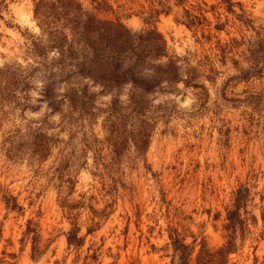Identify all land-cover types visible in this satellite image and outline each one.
<instances>
[{
  "label": "rangeland",
  "instance_id": "1",
  "mask_svg": "<svg viewBox=\"0 0 264 264\" xmlns=\"http://www.w3.org/2000/svg\"><path fill=\"white\" fill-rule=\"evenodd\" d=\"M84 29L181 79L130 102L77 72ZM170 231L192 264H264V0H0V264H171Z\"/></svg>",
  "mask_w": 264,
  "mask_h": 264
},
{
  "label": "trees",
  "instance_id": "2",
  "mask_svg": "<svg viewBox=\"0 0 264 264\" xmlns=\"http://www.w3.org/2000/svg\"><path fill=\"white\" fill-rule=\"evenodd\" d=\"M118 25L121 24L118 23ZM84 26L86 27V24ZM84 31L85 29L81 32L80 37L74 38L81 44V47L87 48L83 58L73 61L77 72L82 76L91 78L94 82L103 84L102 86L106 84L113 85V92L118 90V87H115V85L123 86L129 83L131 89L130 102L132 103L140 104L144 96L153 91L155 87H159L160 89L170 88V84L181 79L179 66L174 63L172 58L168 57L162 64L150 61L151 58L168 56L164 47L157 49V51L151 54V49L147 44H145L144 48L139 47V44L134 47L126 45L129 42L130 34L125 39H120L121 36L116 37L115 34L107 32L104 35L101 34L99 40L94 41ZM112 34L113 37H111ZM116 34L119 35L120 33L117 32ZM103 37H106L105 41ZM64 51H61V53H64ZM147 57H150V59ZM63 63L64 60H57L55 62L59 68ZM143 69H147V71L144 70L143 73ZM55 75L53 71H49L48 77ZM47 84L49 85L50 82H47ZM233 204V208L227 211L228 222L224 225L229 236L224 247V252L227 254L233 252L236 248V231L242 220L240 208L242 207L243 200L240 194L235 196ZM30 231L31 229L27 228L26 235ZM169 236L173 247L171 264H192L190 259L193 246L171 231ZM66 240L69 247L77 249L82 244L83 237L77 235L76 228H72L68 231Z\"/></svg>",
  "mask_w": 264,
  "mask_h": 264
}]
</instances>
